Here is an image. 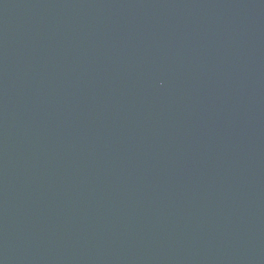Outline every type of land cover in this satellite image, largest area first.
I'll return each mask as SVG.
<instances>
[{
  "label": "water",
  "instance_id": "1",
  "mask_svg": "<svg viewBox=\"0 0 264 264\" xmlns=\"http://www.w3.org/2000/svg\"><path fill=\"white\" fill-rule=\"evenodd\" d=\"M0 264H264V0H0Z\"/></svg>",
  "mask_w": 264,
  "mask_h": 264
}]
</instances>
